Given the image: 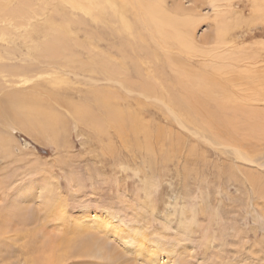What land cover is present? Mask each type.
Listing matches in <instances>:
<instances>
[{"label": "rangeland", "instance_id": "1", "mask_svg": "<svg viewBox=\"0 0 264 264\" xmlns=\"http://www.w3.org/2000/svg\"><path fill=\"white\" fill-rule=\"evenodd\" d=\"M50 1L42 8L51 13L55 24L60 23V13L70 2ZM76 1L85 5L84 0ZM163 1L167 12L190 22L194 52L172 50L173 55L193 71L211 73L220 67L224 76L219 73L216 83L225 87V93H218L246 111L236 118L255 122L247 109L264 114V96L259 102H249L254 88L264 94V16L254 15L251 0ZM40 5H35L36 10ZM127 10L131 21L133 11L130 7ZM77 15L83 13L77 11ZM83 27L75 34L63 35L71 36L80 47L87 42L84 36L94 30L90 24ZM117 29L112 30L117 35L112 33L113 38L104 42L120 45L127 35L131 41H126L140 46V56L147 61L143 54L152 42L144 40L146 33L132 29V35H125ZM101 31L107 36L108 32ZM46 39L43 35L28 43L16 39V45L3 43L0 49V135L12 140L10 150L0 149V210L5 204L15 205L30 222L17 227L22 229L17 233L23 234L17 239L13 226L0 223V264L43 263L51 252L63 255L62 239L87 246L85 236L91 239L92 247L104 245L113 258L102 257L98 251L80 258L79 247H74L68 253L78 252L76 258L60 264H264V130L251 139L240 129L228 139L222 134L204 137L186 120L179 126L151 99L146 101L149 105L145 110H159L155 107L159 105L160 113L143 111L148 112L145 121L155 123L150 129H162V136L152 139L153 152L146 154L139 146L140 150L136 149L133 139L138 142L139 138L132 134L127 149L123 148L110 128L99 132L74 121L71 105L80 101L93 106L89 93L95 87L110 91L112 103L131 112L132 107L122 97L128 93L108 88L99 76L91 77L98 82L89 86V75L75 73L69 56L67 61L38 58L33 46ZM134 57L130 55L129 61ZM166 70L173 73L169 67ZM223 70H229V75ZM24 79L27 83L21 82ZM14 90L24 97H36L47 119L57 120L52 133L39 130L34 139L14 121L16 105L8 99ZM152 115L160 118V124ZM49 203L51 209L46 205ZM138 238H143L142 245ZM60 241L62 246L57 245ZM48 242L49 253L44 247Z\"/></svg>", "mask_w": 264, "mask_h": 264}, {"label": "bare ground", "instance_id": "2", "mask_svg": "<svg viewBox=\"0 0 264 264\" xmlns=\"http://www.w3.org/2000/svg\"><path fill=\"white\" fill-rule=\"evenodd\" d=\"M3 1L5 0H0V49L3 48V43L6 44V46L8 44L16 45L15 42L18 41L16 39H20L22 43L23 41L28 43L33 41L34 36L43 35V37L47 39L33 46L38 58L54 61L53 59L58 58L60 60V58L65 59L69 56L71 57L70 62L75 65V73L87 74L86 77L89 75V79L87 80L91 83L88 84L89 86L95 83L97 84L98 82L97 79L94 80V78L91 79V77L99 76L105 81L108 88L113 87L119 92L124 90L129 94H122V97L124 100H127L129 108L132 107L131 112L115 106L112 103L113 95L110 91L97 89L95 87H93L94 90L91 89L92 93H89L93 95L91 96L93 97L91 98L94 102L93 106L80 101L77 104L74 103L71 105V114L75 119L74 121L85 125L87 124L94 131L99 132L103 129L110 128L113 131L116 141L123 148L127 147L126 143L132 134L134 137L137 136V139L139 138L138 142L133 139V142L137 145L136 149L140 150L141 148L146 154L153 152L152 139L156 141L159 136H162V129L156 126V128L150 129L151 123L154 122L149 123L145 120H147L146 114L148 112H152L159 116L160 108L157 107L159 105L161 108L168 111L179 126H183L181 121L186 120L188 123H192L194 126L193 129L198 127L199 129L197 130H201V135L204 137L209 134L214 136L222 134L224 138L228 139L232 138L233 134L240 129L246 132L244 134H248L247 137L251 139L264 130V114L255 112L253 109H247V112L251 111L248 113V116L252 117L255 122H251L249 119L245 120L242 117L240 118V116L239 118L235 117L236 115L238 117V114H241L243 111L240 106L232 104V100H226L228 96H224L222 93H225V87L222 84L218 85L219 83H216V81H218L217 75L221 73L220 67L213 68L211 73H206L205 71L197 72V69L193 71L184 64L178 56L173 55L174 53H172V50L180 54L182 52H185V54L194 52L192 42L190 41V22L185 18H178L177 16L179 15L175 16L167 12L163 0H84L85 5H82V2L79 3L76 0H66V2H70V4L67 5L68 8L63 9V13H60V23L58 22L57 24H55L51 13L48 15L47 10L45 11V7L42 8L43 4H45V6L48 5L47 0H17L16 4H12L15 0H7L5 3ZM36 4H41L39 10H36ZM251 4L255 16H264V0H251ZM128 7H130L131 12L133 11V18L131 21L128 20L126 16V13L130 11L127 10ZM124 10L127 11L124 12ZM66 11L68 14H66ZM77 11L83 13V16H74ZM181 13L179 14L181 15ZM117 23L122 25L120 29L115 27ZM52 24L55 25L52 26ZM88 24L92 25L94 30L87 33L88 36H84L87 42L80 47L77 45L79 43H75L74 39L70 38L71 36L65 37L63 35V32L75 34L79 28L82 27V29H84L83 26L87 27ZM113 28H118L119 31L129 35H132L130 32L132 29L146 33L144 36L141 33V36H143L144 40L152 42V46H150L149 49L154 50L150 52L148 49L147 52L144 54L142 53L146 55L147 61L143 58L144 56H142V58L140 56L142 52L141 47L133 45L132 43L129 44L128 42L129 40L131 41V39L127 38L125 33V41L128 39V42H121L120 45L117 44L118 46L108 41L104 42L110 39V37L113 38L112 33L113 36L117 35L115 31L112 32ZM101 29L108 32L107 36L102 33ZM118 29L116 31H118ZM74 36L72 35L73 38ZM11 41L13 43H11ZM82 41L80 40V42ZM146 45H144V47H146ZM78 48L80 50H78ZM76 50H78V52ZM32 54L35 56L34 53ZM130 55L136 57H134L135 59L133 60L130 59L131 62L128 59ZM67 59L68 58H66L65 61H67ZM157 62L158 64H156ZM34 65L36 69L37 65ZM70 65L72 64L70 63ZM168 67L173 71L172 74L166 73V68ZM223 71L225 72V70ZM228 71L225 73L229 75ZM8 75L7 77H9ZM243 75L247 78L250 76L244 72ZM21 82L27 83V80L24 79L21 80ZM225 82L227 83L228 80L226 79ZM218 90L223 91L218 93ZM253 90L254 92L251 93L250 97L248 96L249 102L250 99L258 102L261 101L259 98L264 96L263 92L258 91L257 88ZM216 95H218L220 99ZM8 99L16 105L15 109L17 111L12 112L14 121L17 122L24 131L33 136L34 139L38 138L37 134L35 135L34 132L45 130L52 133L55 129L57 120L54 118L47 119L48 116L45 111H42L44 108L40 105L36 97H24L21 93L18 91L15 92L14 90L13 93H10ZM151 99L159 103V105L155 106L159 110H154L152 108L145 110L149 105L146 101L148 100L149 102ZM25 101L30 102L26 103ZM140 106L142 107L140 108ZM143 111L148 112L144 114ZM157 115L152 116L156 119L155 122L160 124V118L158 119ZM160 115L162 116L161 118L164 117L162 114ZM39 116L43 119H38ZM163 119L165 121V117ZM192 125L190 126L192 127ZM239 125H241V127ZM10 141L12 140L9 137L3 138V136L0 135V149H4L5 151L8 149L10 150V146H12L9 143ZM240 158L242 159L243 157ZM252 181L253 183L256 182L255 179H252ZM46 205L50 207V209L53 207L50 203ZM49 213L52 215V211ZM26 217L25 213H23L21 209L17 210L15 205L5 204L0 210V223L3 224L4 222H8L10 228L13 226L16 239L18 238V234H22L20 231L17 233L19 229L17 227H23L25 225L24 223L29 220H27ZM27 232L25 235H27ZM63 240L65 241V252L63 251L64 253L61 257H57L52 255V252H48L51 251L48 249V242L43 246L50 254L49 257L47 256V259L43 261V263L39 262L36 264H60L63 261L65 262V260L76 258L74 254L78 252L68 253V251L74 247H79L78 257L80 258H86L91 254H96L97 251L102 257L105 256L112 259L114 256L113 253H107V251L103 249V247H105L104 245L92 247L91 239H88L86 236L84 237V243H86L87 246L78 245L74 241L69 242L68 239H62V241ZM62 241L58 242L57 245L62 246ZM137 241L139 245L143 244V238H138ZM51 248L53 247L51 246Z\"/></svg>", "mask_w": 264, "mask_h": 264}]
</instances>
